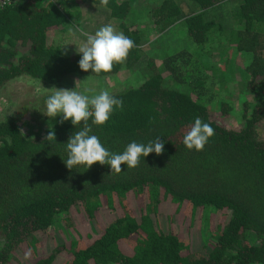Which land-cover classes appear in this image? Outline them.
I'll use <instances>...</instances> for the list:
<instances>
[{
  "label": "trees",
  "instance_id": "obj_1",
  "mask_svg": "<svg viewBox=\"0 0 264 264\" xmlns=\"http://www.w3.org/2000/svg\"><path fill=\"white\" fill-rule=\"evenodd\" d=\"M42 1L18 0L0 8V87L19 76L56 85L70 73L105 76L123 66L136 69L139 83L110 93L123 101V110H115L102 126L90 119V135L113 153L133 141L147 144L157 138L164 150L142 156L136 168L121 165L118 174L99 163L70 170L65 144L83 122L73 126L71 120L53 118L41 134L31 136L12 119L1 118L0 264H14L10 257L17 247L23 264H264V138L256 130L264 120V0L146 3L152 24L177 23L191 45L160 59L142 50L141 32L124 20L130 0H108L106 6L100 0ZM84 12L101 18V26L113 19L117 31L135 43L110 73L82 71L77 52H62L59 42L47 39L50 30ZM219 36L246 54L243 87L256 96L233 127L225 123L230 109L225 101L214 113L207 108L224 64L202 61L189 80L181 70L194 52L217 44ZM196 117L215 132L201 151L182 143ZM49 131L55 140H46ZM75 212L77 222L70 218ZM102 212L108 221L95 234ZM206 212L209 240L202 242L196 232ZM186 217L194 224L181 229L176 220ZM56 220L72 238L38 251Z\"/></svg>",
  "mask_w": 264,
  "mask_h": 264
},
{
  "label": "rangeland",
  "instance_id": "obj_2",
  "mask_svg": "<svg viewBox=\"0 0 264 264\" xmlns=\"http://www.w3.org/2000/svg\"><path fill=\"white\" fill-rule=\"evenodd\" d=\"M155 1L156 0H130L129 10L124 17L126 23L131 24V28L139 29L141 32L140 40L142 50L145 51L148 56L160 59L161 54L172 52L176 48L183 47L191 49V45L183 29L177 23L162 26L160 24H152L147 18L146 3H153ZM233 1L236 2L237 0ZM42 2L45 4L46 1ZM228 6H230L229 1L227 2V7ZM221 10H223V8L218 7V12H222ZM106 22L108 24L115 23L113 19H108ZM100 24H103L101 18L98 19L90 12H84L78 20L72 21L71 24L64 23L60 25L59 28L57 27L50 30L47 33V39L59 42L62 52L74 53L77 52L76 47H79L80 43L85 39L81 33L87 32L89 34H94L95 32H92V30H98L101 27ZM73 32H75V35L72 34ZM246 59L247 56L245 53L234 50L222 36H219L217 44L209 43L202 51L198 52V55L197 51L194 52L189 62L181 68L182 76L185 77L186 80H189L190 77H193L194 73L199 71H196V69L202 68V61L209 62V65L212 64L215 66L224 64L222 69L223 73L220 74L221 82L216 84L215 88H213L215 97L207 104V108L210 112L214 113L218 111V102L222 100L225 101L230 107L229 115L225 118V123L231 127L240 123L242 110L246 106L249 108L256 99L255 93L246 91L243 87L242 66ZM140 75L141 73H139L138 70L128 69L123 66L117 73L105 76L70 73L64 76L56 85L44 84L37 79H30L25 76L15 77L6 81L5 84L0 87V119L10 118L17 124L22 132L31 136H36L41 134L43 128L47 127L53 119L46 116L47 113L45 108V100L51 95V92L48 90H51L53 87L68 90H75L76 88L78 92L86 95L98 93L102 89L108 90L110 93H116L126 89L127 86L139 83L141 81ZM169 83L170 85H174L170 80ZM86 89L88 91H86ZM55 118L63 119L61 115ZM256 130L258 135L264 138V120L259 122ZM130 205L132 208L133 202H131ZM161 207L164 212L168 209V205L164 202H162ZM158 209L160 211L159 205ZM137 210V205L134 203V213H136ZM76 213L77 212L72 213L70 216L75 222H77ZM103 213L104 212H102L101 215L102 221L99 219V224H97L98 230H96V228L94 230L96 231L95 234H98L108 221ZM208 217V212L201 216L200 225L197 230L198 235L196 232V237L202 242L209 240L208 231L210 226ZM159 218H162L161 220L167 223L163 215ZM176 221L182 225L181 229L188 226V223L194 224V219L190 222L189 217ZM65 226L62 221L56 220L48 229V235L50 237L42 238L41 247H36V249L43 252L56 244L71 239L72 233H69L68 228ZM86 226L89 227L90 231V227L93 228L89 220L86 221ZM52 242L54 243L52 244ZM21 257V251L17 247L12 251L10 261L14 264H23Z\"/></svg>",
  "mask_w": 264,
  "mask_h": 264
},
{
  "label": "clouds",
  "instance_id": "obj_3",
  "mask_svg": "<svg viewBox=\"0 0 264 264\" xmlns=\"http://www.w3.org/2000/svg\"><path fill=\"white\" fill-rule=\"evenodd\" d=\"M101 5L106 6L108 0H100ZM75 35V32L72 33ZM85 39L76 47L77 54L81 56L79 68L93 73H110L115 64L123 63L130 50L135 47L132 39L111 24L101 26L94 34L81 33ZM45 100L47 117L62 116V121L71 120L73 126L83 122L81 130L76 131L66 145V167L72 169L75 166L108 165L111 173H120L121 165L128 168H136L140 164V158L147 157L151 153L161 155L164 143L160 138L149 141L147 144L129 143L122 153H113L106 149L96 135H90L92 128L88 121L96 126L104 125L115 110H123V101L110 94L108 90H100L92 95L82 94L75 90L57 89L53 87ZM86 91H88L86 89ZM215 134L210 124L196 117L194 123L185 132L182 143L188 150L201 151L208 140ZM46 140H55L54 131H49Z\"/></svg>",
  "mask_w": 264,
  "mask_h": 264
},
{
  "label": "built area",
  "instance_id": "obj_4",
  "mask_svg": "<svg viewBox=\"0 0 264 264\" xmlns=\"http://www.w3.org/2000/svg\"><path fill=\"white\" fill-rule=\"evenodd\" d=\"M18 0H0V8L5 7L6 5H10ZM43 1H50V0H43Z\"/></svg>",
  "mask_w": 264,
  "mask_h": 264
}]
</instances>
